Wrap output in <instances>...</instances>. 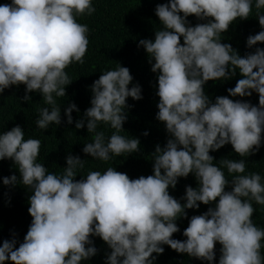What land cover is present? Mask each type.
<instances>
[{"label":"clouds","instance_id":"1","mask_svg":"<svg viewBox=\"0 0 264 264\" xmlns=\"http://www.w3.org/2000/svg\"><path fill=\"white\" fill-rule=\"evenodd\" d=\"M253 7L261 30L247 37L248 48L264 43V14L260 13L264 0H168L156 5L154 13L162 29L155 32L154 40L141 39L137 45L150 58V70L157 73L156 119L169 137L163 147L155 146L151 175L130 179L107 167L74 180L86 161L78 155L66 156L62 172H49L37 160L39 139L25 138L19 125L0 134V159H11L19 183L31 190L27 209L31 223L18 246L14 234L0 243V264L6 260L80 264L96 254L90 236H98L111 250L105 264H154L164 251L162 245L212 264L216 243L221 246L217 264H264V228L252 221L253 202L264 205L261 175L245 174L244 159L214 163L209 155L230 144L239 157H248L261 146L264 49L257 47L239 56L220 42L221 33L237 18H248ZM94 11L92 0L0 4V92L23 84L24 101L30 99L29 92H38L47 105L39 109L38 129L61 122L55 98L64 97L71 82L65 69L83 63L88 46L89 29L77 17ZM190 15L206 22L191 26L186 20ZM237 70L241 78L227 90L228 96L247 97L255 92L258 106L228 96H217L212 102L204 94L206 82L230 79ZM131 81L128 68L116 64L91 84L90 107L75 128L85 127L91 134L82 152L92 159L108 161L138 151L137 138L120 134L126 98H142L138 84L129 87ZM73 111L77 109L72 103L64 109L68 124ZM98 126L113 131L106 137ZM189 174L197 187L185 186L181 203L168 189ZM2 182L15 185L17 177L11 175ZM200 204L213 206L189 218L182 232L186 239L172 238L179 231L175 221Z\"/></svg>","mask_w":264,"mask_h":264},{"label":"trees","instance_id":"2","mask_svg":"<svg viewBox=\"0 0 264 264\" xmlns=\"http://www.w3.org/2000/svg\"><path fill=\"white\" fill-rule=\"evenodd\" d=\"M11 0H0V4H9ZM168 0H92L95 11L91 15L77 17V22L86 24L88 31V46L83 57V63H72L65 72L71 82L65 87V96L55 98L60 107L61 122L59 125H49L45 130L38 129L35 120L38 117L39 109L46 107L41 95L38 92H29L30 99L24 101L25 86L23 84L10 85L3 92H0V134L10 130L13 126L19 125L25 133V138H35L41 141L37 160L42 163L47 171L60 173L65 165V158L71 154L79 156L85 161L84 168L77 171L74 180L83 179L88 171L103 172L107 167H113L116 171L125 173L130 179L152 174V154L155 146H164L169 138L165 131L164 124L156 119L158 111L156 105L159 101L157 91V73H153L149 63L150 58L142 46L138 47L141 39L154 40L155 32L162 29L159 19L154 13L157 4H166ZM264 14V8L260 9ZM186 20L191 26L206 21L198 20L195 16H188ZM256 19V9L253 7L246 19L237 18L226 32L221 33V43H227L239 56L252 53L257 47L264 49V43L246 46V39L249 35H255L260 31ZM183 43V38L179 41ZM154 63V60L152 61ZM116 64L127 67L132 81L129 84H138L141 88L142 98L132 100L126 98V120L122 124L121 135L137 138L139 140L138 151L132 154H122L119 157H112L108 161L92 159L82 152L84 143L90 142L91 134H88L85 127L77 130L75 122L83 117L84 111L90 107L92 96L90 86L98 79L103 71L114 69ZM255 70V69H254ZM241 76L236 71L235 75L227 80L208 81L203 85L204 94L210 101L214 102L217 96H228V89L235 86ZM233 101L241 100L258 106V94L252 92L247 97H231ZM69 103L75 104L77 111L70 113L72 123H66L64 109ZM103 130L105 136L113 131L105 126H98ZM147 132V135L143 133ZM261 146L254 155L239 157L234 153L230 144H225L215 152L210 151L216 163L221 159H244L246 161L245 174L259 173L264 181V129L261 132ZM15 175V185H4L3 178ZM226 179H231L225 170ZM185 186L197 187V181L192 174L185 178H178L175 188H169V195L175 199L184 196ZM226 191L230 186H226ZM31 190L19 183V173L11 159H0V243L10 240L15 235L17 245L23 241V237L31 223L28 214V198ZM213 205L200 204L197 209H186V215L178 218L175 223L179 231L174 233L172 238L177 240L186 239L182 232L187 227L188 220L193 215H200ZM254 212L252 221L257 226L264 228V205H257L253 202ZM96 254L87 261L80 264H105L110 249L97 236H90ZM264 243V242H262ZM164 251L156 256L154 264H207V261H200L187 254H179L162 245ZM220 245L214 244V259L212 264H217L220 255ZM261 255L264 257V247L261 248ZM5 264H11L5 261Z\"/></svg>","mask_w":264,"mask_h":264}]
</instances>
